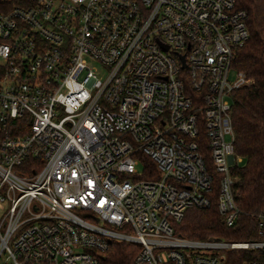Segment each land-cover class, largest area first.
I'll use <instances>...</instances> for the list:
<instances>
[{
  "label": "built area",
  "instance_id": "built-area-1",
  "mask_svg": "<svg viewBox=\"0 0 264 264\" xmlns=\"http://www.w3.org/2000/svg\"><path fill=\"white\" fill-rule=\"evenodd\" d=\"M0 8V264H221L259 239L188 238L187 208L239 213L234 0H17ZM233 70L234 77L229 76ZM148 158L157 177L146 178ZM244 264H264L249 259Z\"/></svg>",
  "mask_w": 264,
  "mask_h": 264
},
{
  "label": "trees",
  "instance_id": "trees-1",
  "mask_svg": "<svg viewBox=\"0 0 264 264\" xmlns=\"http://www.w3.org/2000/svg\"><path fill=\"white\" fill-rule=\"evenodd\" d=\"M9 1L0 0V8ZM246 12L248 38L235 49L232 66L241 70L250 82L231 92L230 117L233 129V146L240 161L230 166L233 176V193L239 208L232 225H226L216 209V183L208 193V207H190L183 217L173 222L176 234L204 239L220 237L226 240L245 241L261 238L259 214H264V0H234ZM148 167L146 178L157 177L154 164L144 158ZM136 246L112 242L107 251L109 264H133ZM249 259H264L261 249H228L221 264H244Z\"/></svg>",
  "mask_w": 264,
  "mask_h": 264
},
{
  "label": "rangeland",
  "instance_id": "rangeland-1",
  "mask_svg": "<svg viewBox=\"0 0 264 264\" xmlns=\"http://www.w3.org/2000/svg\"><path fill=\"white\" fill-rule=\"evenodd\" d=\"M233 70H230V73H229V76L231 77V78H233L234 77V74H233Z\"/></svg>",
  "mask_w": 264,
  "mask_h": 264
}]
</instances>
